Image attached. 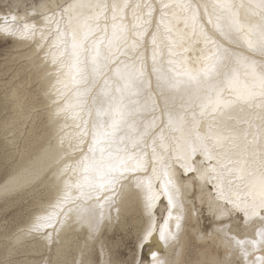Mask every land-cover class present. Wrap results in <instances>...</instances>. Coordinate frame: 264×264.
Masks as SVG:
<instances>
[{
	"label": "snow or ice",
	"instance_id": "6c2138e0",
	"mask_svg": "<svg viewBox=\"0 0 264 264\" xmlns=\"http://www.w3.org/2000/svg\"><path fill=\"white\" fill-rule=\"evenodd\" d=\"M16 43L44 53L50 119L75 131L39 141L27 161H0V197L33 206L24 227L0 225V264L67 228L98 240L111 209L119 219L129 205L142 221L131 260L104 245L95 262L65 264H144L151 239L179 240L173 212L185 203L208 220L200 238L212 249L153 253L152 264H264V0H39L0 15V58Z\"/></svg>",
	"mask_w": 264,
	"mask_h": 264
},
{
	"label": "bare ground",
	"instance_id": "6f19581e",
	"mask_svg": "<svg viewBox=\"0 0 264 264\" xmlns=\"http://www.w3.org/2000/svg\"><path fill=\"white\" fill-rule=\"evenodd\" d=\"M38 2L39 0H0V15L9 12L13 15H22L25 7ZM54 2L62 3L63 0H54ZM138 2L156 4L158 0H138ZM165 2H179V0H165ZM10 46L16 51L9 56L0 71L13 68V72L11 78L4 83L5 88L2 90L4 99L0 98V106L12 109L13 114L4 125L5 128L1 129V134L11 133L12 136L7 137L5 143L6 145H14L18 143V139L25 131V125H29L27 134L23 136L22 144L16 153L17 161L24 162L35 154L39 141L54 140L55 134L60 128H65L66 133L71 135L75 128L71 119H60L57 125H54L50 119L48 106L51 104V100L47 93L51 91V85L55 83V79L51 77L54 71L52 65L48 63L45 67L44 53H40V58H37L26 44L16 43ZM18 61L20 63L13 67V63ZM25 84L34 86L26 89ZM39 106L41 109L34 112ZM145 114L147 115V113ZM196 159L199 160L201 157L197 155ZM3 178L0 179V183L3 182ZM20 199L22 198L9 196L5 199L0 197V211L6 206L15 204ZM186 199L191 201V195H188ZM158 209L157 224L159 225L162 224L161 216L167 218V210L163 200L158 205ZM104 212L107 215L109 209L105 208ZM32 214L33 210L19 221L18 226L24 227ZM177 214H182L184 217L181 221L182 233L179 240L177 242L161 241L159 237L151 239L149 243L145 244L150 255L149 259L142 260L140 256L143 249L139 252V258L144 264H152L153 253L161 258L165 256L172 258L184 250L189 258H195L197 254L203 255L205 250L212 249V245L208 241L200 238V233L206 230L202 224L201 216L198 217L196 213L190 214L188 203H185L183 213L173 212V216ZM111 216V224L106 229H101L98 240L88 235L81 227H77L75 230L64 229L60 231L59 235L54 233L51 241H45L43 236L32 239L26 243L21 253L16 257L18 264H23V261H28L29 264H39L42 256L52 259L56 264H65L66 261H71L73 257L77 260L87 258L95 262L97 252L102 246L113 245L115 250L114 244L104 236V231H111L115 227L126 229L130 226L137 235L139 233L142 221L141 211L137 206L121 207L119 219L116 218V209L113 208L111 209ZM169 225L174 227V221H170ZM6 247L4 236L0 233V256L4 254ZM119 258L125 260L120 256ZM132 258L133 255H130L129 260Z\"/></svg>",
	"mask_w": 264,
	"mask_h": 264
},
{
	"label": "rangeland",
	"instance_id": "374dc122",
	"mask_svg": "<svg viewBox=\"0 0 264 264\" xmlns=\"http://www.w3.org/2000/svg\"><path fill=\"white\" fill-rule=\"evenodd\" d=\"M4 51L7 53V56L4 58H0V70L4 66L6 60L9 58L11 54H13L16 49L12 48L10 45L4 46ZM20 61L13 63V67H15L17 64H19ZM13 68L12 69H4L3 71H0V98L4 99L3 96V88L4 83L7 82L12 75ZM34 86V85H33ZM32 85L25 84L26 89L33 88ZM36 104L38 102L36 101ZM41 107H37V109L34 110H40ZM13 111L10 108L2 107L0 106V161H8L11 163L12 161H17V150L22 144V138L24 135L27 134L28 130V124L25 125V131L21 135V137L18 139V143H15L14 145H6V138L11 137L12 134L8 133L7 135L1 134V129H4V125L6 124L7 120L12 116ZM87 119V117H85ZM41 131V130H37ZM4 177L3 170L0 169V179ZM1 204V203H0ZM33 210V206L28 202V199L25 197L23 199H20L15 204H12L10 206H6L2 211H0V225H3L4 222H7L9 227H15L19 224V221L29 214V212ZM202 218V224L206 227L208 224V220L205 219L203 216ZM104 236L114 244L115 250L117 254L125 259L129 260L130 255H134L136 252V244H137V233L132 230L130 226H128L126 229H120L115 227L111 231H104ZM150 257L148 251H147V245H144L143 251L141 253L140 258L142 260H148Z\"/></svg>",
	"mask_w": 264,
	"mask_h": 264
}]
</instances>
